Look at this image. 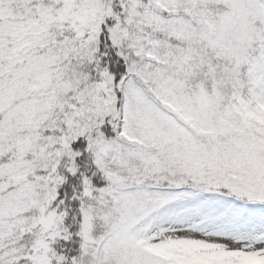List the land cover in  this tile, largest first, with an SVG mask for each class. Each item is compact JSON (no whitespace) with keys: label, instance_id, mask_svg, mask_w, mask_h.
Here are the masks:
<instances>
[{"label":"snow or ice","instance_id":"snow-or-ice-1","mask_svg":"<svg viewBox=\"0 0 264 264\" xmlns=\"http://www.w3.org/2000/svg\"><path fill=\"white\" fill-rule=\"evenodd\" d=\"M0 264H264V0H0Z\"/></svg>","mask_w":264,"mask_h":264}]
</instances>
